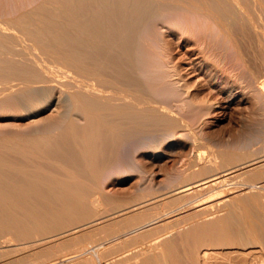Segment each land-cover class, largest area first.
I'll list each match as a JSON object with an SVG mask.
<instances>
[{
  "label": "bare ground",
  "instance_id": "obj_1",
  "mask_svg": "<svg viewBox=\"0 0 264 264\" xmlns=\"http://www.w3.org/2000/svg\"><path fill=\"white\" fill-rule=\"evenodd\" d=\"M0 106V264H264V0H0ZM121 178L155 195L106 210Z\"/></svg>",
  "mask_w": 264,
  "mask_h": 264
},
{
  "label": "rangeland",
  "instance_id": "obj_2",
  "mask_svg": "<svg viewBox=\"0 0 264 264\" xmlns=\"http://www.w3.org/2000/svg\"><path fill=\"white\" fill-rule=\"evenodd\" d=\"M240 97H237L236 99L234 98V99H232L231 101H229L228 103H223V104H221V108H215V110H214V113L215 112H217L216 114H214V113H212L214 116H212V114H211V116H209V118H210V120H209V124H207V126H206V128L204 129V131H205V133H204V135H207V136H204V137H206L208 140H210L211 141V144H209V145H211V149H215V151H213V152H216V150H220V149H224V147H220V145L222 146V143H223V145L225 144V142L227 143H232L231 141H234L235 142V140H236V138L238 139L239 138V140H240V138H245L246 137V135L247 134H249L248 132H250L251 130H250V128H251V124L249 123H247V122H253L254 121V118L255 119H257V116L256 117H254L253 118V115H251L249 112H247L251 107H253L252 105H251V102L249 101V100H247L246 101V98H244L243 96L239 99ZM243 98V99H242ZM236 101V102H235ZM233 102H235V103H233ZM237 102H239V103H237ZM245 102H247V103H245ZM227 104V105H226ZM229 105V106H228ZM247 105V106H246ZM224 106H228L227 108L225 107L224 108ZM251 106V107H250ZM247 107V108H246ZM249 107V108H248ZM0 108H1V106H0ZM224 108V109H223ZM252 109V110H251ZM250 109V112H252L253 111V108H251ZM247 110V111H246ZM5 111V112H4ZM7 111L6 110H2V109H0V133L2 132V134L4 135V136H6V137H8L7 136V134H6V132L8 131V132H10L11 133V131H15V128L17 129L18 128V130L20 129L21 130V126L23 125V123H26L27 121L26 120H24L23 118H14L13 116L14 115H16L15 113H13V115H11L10 113L11 112H9V114L8 113H6ZM221 112V113H220ZM4 113V114H3ZM5 113L6 114H8L9 116H7V117H5ZM247 113V114H246ZM10 115H11V117H10ZM248 115H251V117L253 118V120L252 119H250L251 121H249L248 119L249 118H251L250 116H249V118H248ZM4 116V117H3ZM243 117L245 118V117H247L246 119L248 120H245L244 119V121H243ZM11 118V119H10ZM21 119H23V121L21 120ZM26 121V122H25ZM247 121V122H246ZM256 121V120H255ZM23 122V123H22ZM241 123H247L248 124V126H246V127H248L247 129H246V127H244V124L243 125H241ZM254 123V122H253ZM252 123V124H253ZM15 125V126H14ZM19 125V126H18ZM246 125V124H245ZM24 126V125H23ZM22 126V127H23ZM254 125H252V127H253ZM10 129H12V130H10ZM244 129V130H243ZM19 130V131H20ZM238 130H240V131H238ZM5 131V132H4ZM243 131V132H242ZM16 132H17V130H16ZM238 132V133H237ZM242 132V133H241ZM2 134H0V135H2ZM12 134H14L13 132H12ZM11 134V135H12ZM9 135V134H8ZM243 135V136H242ZM245 135V136H244ZM10 136V135H9ZM13 136V135H12ZM232 138H234V139H232ZM214 145V146H213ZM217 148H216V147ZM219 146V147H218ZM225 146V145H224ZM204 147V146H203ZM202 147V148H203ZM214 147V148H213ZM259 147V145L258 144H256L255 146H253V148L252 149H257ZM220 148V149H219ZM206 150H208V148L206 147L205 148ZM203 149H201L200 150V152L201 153H208V151H206V150H203ZM205 155V154H204ZM208 155V154H207ZM252 157V156H251ZM251 157H248V158H246V159H250ZM188 157H187V151H182V152H180V154L179 153H177V154H175V155H173L172 157H169V158H167V159H165V162L164 163H162V165L159 167V168H161L162 170L159 172V176H158V178H161V179H164L165 178V176H166V174L167 173H171V172H173L174 171V168H175V163L176 162H178L179 161V163L177 164V166L178 165H180V163L183 161V160H185V159H187ZM220 157H217V158H215L216 160H214V161H216V163H218V164H220L221 162H220V160L221 159H219ZM245 159V160H246ZM164 160V159H163ZM244 160V161H245ZM238 162V161H237ZM236 162V163H237ZM240 162H242V159H241V161L239 160V162L238 163H240ZM235 163V164H236ZM237 163V164H238ZM212 173V172H211ZM202 177H205V175H199V176H197V178L198 179H200V178H202ZM196 178V179H197ZM195 178H194V180H196ZM123 180V181H122ZM239 180H241L240 178L238 179V178H236V179H233V180H231V181H228L227 183H225L224 185H220L219 187L220 188H217V189H215V190H212L211 192H209V193H205V194H203V195H197V196H195L194 198H192V199H196V200H200V199H203V198H205V197H208V195L210 196L212 193H214L215 191L216 192H221V193H223V194H230L231 192V190L233 191H235L237 188H239V186L241 185V181H239ZM136 179L135 178H133V180H127V179H124V178H121L120 180L118 179V180H116V181H114L113 183H110V185H108L109 186V188L111 189V191H114L115 192V199L112 201V202H110V203H108L106 206H105V209L106 210H112V211H114V210H120V209H124V208H127V207H129V206H133V205H135L136 203H139V202H141V201H143V200H146V199H148L149 197H151V196H153V195H155V194H152V195H150V196H148V195H146V194H139V193H137V192H133V188H135V184H136ZM235 184H234V183ZM239 182V184L238 185H236L237 183ZM114 184V185H113ZM164 185V184H163ZM230 185V186H229ZM232 185V186H231ZM110 186H114V187H110ZM219 190H222V191H219ZM166 191V190H165ZM207 191H209V190H207ZM214 191V192H213ZM225 191V192H224ZM164 192V191H163ZM229 192V193H228ZM161 193V192H160ZM120 222H118L115 226H114V228H116V230L118 231L119 230V232H118V234H121L123 231H127V228H129V229H132L133 228V226L132 227H130V226H126V224H125V226L123 225L122 227H120ZM135 227V226H134ZM96 238H97V236H96ZM95 240H97V239H95ZM96 242V241H95ZM98 243L96 242V244H95V246H94V244H93V247L92 246H90L91 248H93V250H91V252H95L97 249H98V245H97ZM97 247V248H96ZM96 248V249H95ZM73 251V250H72ZM71 251V252H72ZM73 254V253H72ZM71 254V255H72ZM70 256V255H69ZM68 256V257H69ZM78 256H76L75 254H74V256H71V258H69L70 259V261H69V259H66L65 260V263H70V264H72L73 262H74V260L77 258ZM79 258V257H78ZM72 262V263H71Z\"/></svg>",
  "mask_w": 264,
  "mask_h": 264
}]
</instances>
